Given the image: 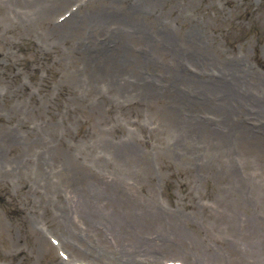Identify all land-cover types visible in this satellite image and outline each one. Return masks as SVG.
<instances>
[{"label":"rangeland","instance_id":"1","mask_svg":"<svg viewBox=\"0 0 264 264\" xmlns=\"http://www.w3.org/2000/svg\"><path fill=\"white\" fill-rule=\"evenodd\" d=\"M79 1L0 0V264H202L207 246L246 264L230 245L264 231V0H90L57 24ZM222 64L231 94L205 89L234 79ZM93 181L137 195L135 246Z\"/></svg>","mask_w":264,"mask_h":264},{"label":"bare ground","instance_id":"2","mask_svg":"<svg viewBox=\"0 0 264 264\" xmlns=\"http://www.w3.org/2000/svg\"><path fill=\"white\" fill-rule=\"evenodd\" d=\"M106 11V10H105ZM105 15L107 14H104V16H100V15H97V16H93L91 15V19L92 22H94L95 20H102L103 18L102 17H105ZM109 21L111 20H114V21H118L120 23L122 22H125V19L122 18L117 12H114L113 14H110V15H107L106 17ZM72 31V28L69 30V31H66V32H71ZM105 54V59L104 61H110V57L109 55L113 54L112 52H110L109 50H102V54L101 55H104ZM115 54L117 55V51H115ZM122 54V53H121ZM119 53V56L121 55ZM127 54L126 52L123 53L122 55V60L121 62H123V64L120 66V67H115L113 69V72H116L117 70L119 71H125L126 69V66L128 67V63L126 62L125 60V57ZM123 66V67H122ZM223 67V70L225 72H231L232 74H230V76H233L234 75V70H236V67H232V65H224L222 64L221 65ZM132 70V69H131ZM234 77V76H233ZM190 79L193 80L192 77H190ZM237 78L234 77L233 80L231 81H228V82H224V83H217L216 85L212 86L211 84L208 83V85L205 86V89L208 90V92H212L214 90H221L219 92L221 93H226V94H231L232 91H234V83L237 82ZM222 107L224 108H228L227 106V103H225ZM195 125L197 127V129L201 130V122L199 121H196V123L194 122H189V125ZM194 127V128H196ZM249 137V136H247ZM116 154L118 155V157L120 159H123V158H132L134 156H136L137 154V150H135V148H133V146H125V147H122L121 149H117L116 150ZM91 184V187L93 186V189L94 190H98L99 189V192L98 193H101V192H106V194H109V196H113V200L116 199L114 202L113 200L111 201V199H109V196L107 197V199H101V206H99L100 208L104 205H108V204H112V206H116V216L119 218V222H118V232H116V234H118L119 238H120V243L122 244V246L125 248L127 246H135L133 243L131 244V239H125V238H121L123 237V233H126L128 230L126 228H124L123 226V219L121 218V212L122 211H125V210H129V217H130V220L131 219H136V216H134L133 214V210L134 208L137 209V195L130 198L127 197L126 194H124V192H122L123 190L120 189V184L119 183H115V185L112 183H109L107 181H103L101 182L100 184H98L96 181H93L90 183ZM80 194V193H79ZM102 194V193H101ZM81 196V194H80ZM82 200H81V210H83L84 212L86 211V217L90 218V216H99L100 217V208H95V206H92L91 204V201L95 202L96 199L94 196H87L85 194H83L81 196ZM98 198H101V195H98ZM140 208H143V209H148L147 205H141L140 204ZM126 212V211H125ZM145 212V211H143ZM161 212V211H160ZM147 212H145L143 214V216H141L140 218L141 219H145V217H147ZM155 217L156 215L153 214ZM113 219L111 218V221ZM229 222L228 224H230L231 222L230 221H227L226 220V223ZM134 223V222H133ZM233 223V222H232ZM135 224V223H134ZM260 226V222H259V219L257 218L256 222L254 221H248L246 222V227L245 229L241 228L239 230V235L241 236V240H240V243L239 244H233V245H230L232 250L236 253V254H239L240 256L244 257L247 259V261L245 262L246 264H249V261H248V258L253 260L252 263L250 264H264V235H263V230L261 229ZM179 227V226H178ZM235 228L234 226V223L233 225H231L229 228ZM181 228V227H180ZM120 231V232H119ZM176 233L178 232L177 230H174ZM183 232V231H181ZM120 234H122V236H120ZM254 235V236H260V234H262V238H263V242H262V245L261 246H258V245H255L254 243H251L250 241L248 243H245L248 241V237H250V235ZM173 237L177 238L174 233H173ZM123 239V240H122ZM247 239V240H246ZM164 241V240H163ZM128 243V244H127ZM245 243V244H244ZM137 245V244H136ZM141 245V244H140ZM195 246L199 249V248H204V245L202 246V244H200L199 242H196L195 243ZM220 258V254L219 252L215 249V246L213 247H210V246H207V249L206 251L204 250L203 252V255L200 257V262H202V264H212L214 262H216L218 259Z\"/></svg>","mask_w":264,"mask_h":264}]
</instances>
